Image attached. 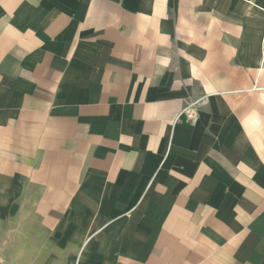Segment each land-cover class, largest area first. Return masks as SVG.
Segmentation results:
<instances>
[{"label":"crops","instance_id":"1","mask_svg":"<svg viewBox=\"0 0 264 264\" xmlns=\"http://www.w3.org/2000/svg\"><path fill=\"white\" fill-rule=\"evenodd\" d=\"M0 264H264V0H0Z\"/></svg>","mask_w":264,"mask_h":264},{"label":"built area","instance_id":"2","mask_svg":"<svg viewBox=\"0 0 264 264\" xmlns=\"http://www.w3.org/2000/svg\"><path fill=\"white\" fill-rule=\"evenodd\" d=\"M187 113H188V116H189L190 118H192V117L194 116L193 112L190 111V110H187Z\"/></svg>","mask_w":264,"mask_h":264}]
</instances>
